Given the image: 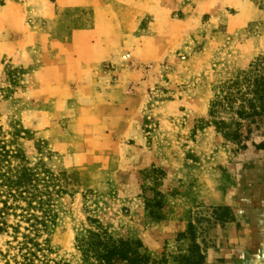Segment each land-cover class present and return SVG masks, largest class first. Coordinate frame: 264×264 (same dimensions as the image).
I'll return each instance as SVG.
<instances>
[{
    "label": "rangeland",
    "instance_id": "374dc122",
    "mask_svg": "<svg viewBox=\"0 0 264 264\" xmlns=\"http://www.w3.org/2000/svg\"><path fill=\"white\" fill-rule=\"evenodd\" d=\"M260 56L264 0H0V144L79 178L54 204L52 257L77 262L93 219L157 259L191 221L208 254L225 248L232 226L212 207L264 159L262 136L243 149L206 121L220 85ZM11 238L0 231V250Z\"/></svg>",
    "mask_w": 264,
    "mask_h": 264
},
{
    "label": "trees",
    "instance_id": "16d2710c",
    "mask_svg": "<svg viewBox=\"0 0 264 264\" xmlns=\"http://www.w3.org/2000/svg\"><path fill=\"white\" fill-rule=\"evenodd\" d=\"M209 116L207 124L212 122L243 149L249 147L256 131L262 140L251 144L264 152V56L220 85L211 101ZM151 172L155 178L160 174L155 166ZM78 184L76 174L56 171L45 161L30 165L23 149L0 144V231L12 237L6 250H0L4 264H168L171 259L176 264H207V246L202 238L199 240L201 235L193 221L178 232L177 253L165 252L160 259L151 255L141 238L116 236L97 219L92 220L95 228L77 238V262L52 257L51 234L57 218L54 204L75 191ZM152 190L155 195L146 197V206L152 216L159 218L163 199L159 190ZM212 210L222 227L235 221L229 205H217Z\"/></svg>",
    "mask_w": 264,
    "mask_h": 264
},
{
    "label": "crops",
    "instance_id": "0c3cea01",
    "mask_svg": "<svg viewBox=\"0 0 264 264\" xmlns=\"http://www.w3.org/2000/svg\"><path fill=\"white\" fill-rule=\"evenodd\" d=\"M229 206L235 215L227 224L230 241L219 253H207L208 264H264V159L237 175Z\"/></svg>",
    "mask_w": 264,
    "mask_h": 264
}]
</instances>
